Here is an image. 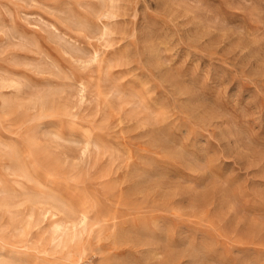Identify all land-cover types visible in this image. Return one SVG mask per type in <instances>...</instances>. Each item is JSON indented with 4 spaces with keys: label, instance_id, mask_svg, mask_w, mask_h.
I'll return each mask as SVG.
<instances>
[{
    "label": "rangeland",
    "instance_id": "1",
    "mask_svg": "<svg viewBox=\"0 0 264 264\" xmlns=\"http://www.w3.org/2000/svg\"><path fill=\"white\" fill-rule=\"evenodd\" d=\"M0 203V264H264V0H0Z\"/></svg>",
    "mask_w": 264,
    "mask_h": 264
},
{
    "label": "bare ground",
    "instance_id": "2",
    "mask_svg": "<svg viewBox=\"0 0 264 264\" xmlns=\"http://www.w3.org/2000/svg\"><path fill=\"white\" fill-rule=\"evenodd\" d=\"M0 204H2V203H0ZM14 207V206H13ZM82 213H83V210H82ZM83 218H85V214L83 213ZM70 222V221H69ZM20 225V224H19ZM55 225V224H54Z\"/></svg>",
    "mask_w": 264,
    "mask_h": 264
}]
</instances>
